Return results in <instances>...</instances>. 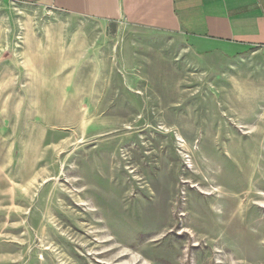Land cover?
Wrapping results in <instances>:
<instances>
[{
	"label": "rangeland",
	"instance_id": "rangeland-1",
	"mask_svg": "<svg viewBox=\"0 0 264 264\" xmlns=\"http://www.w3.org/2000/svg\"><path fill=\"white\" fill-rule=\"evenodd\" d=\"M68 30L0 0V264H264V55L74 66Z\"/></svg>",
	"mask_w": 264,
	"mask_h": 264
},
{
	"label": "crops",
	"instance_id": "crops-1",
	"mask_svg": "<svg viewBox=\"0 0 264 264\" xmlns=\"http://www.w3.org/2000/svg\"><path fill=\"white\" fill-rule=\"evenodd\" d=\"M16 1L46 5L74 19V31L68 30L74 34L69 48L74 66L138 67L144 45L151 52L192 53L199 60L264 55V0ZM147 56L150 62L152 54ZM176 59L173 55V64L181 61Z\"/></svg>",
	"mask_w": 264,
	"mask_h": 264
}]
</instances>
